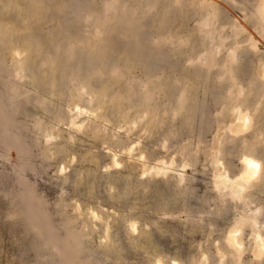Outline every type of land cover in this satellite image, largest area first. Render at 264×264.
Returning <instances> with one entry per match:
<instances>
[{"label":"rangeland","instance_id":"rangeland-1","mask_svg":"<svg viewBox=\"0 0 264 264\" xmlns=\"http://www.w3.org/2000/svg\"><path fill=\"white\" fill-rule=\"evenodd\" d=\"M257 242L264 0H0V264H264Z\"/></svg>","mask_w":264,"mask_h":264},{"label":"bare ground","instance_id":"bare-ground-1","mask_svg":"<svg viewBox=\"0 0 264 264\" xmlns=\"http://www.w3.org/2000/svg\"><path fill=\"white\" fill-rule=\"evenodd\" d=\"M249 123V117L247 114L240 116V118L233 123L234 127H235V131L237 130H244L247 127V124ZM240 132V131H239ZM249 162H254L255 164L260 166V162L252 157H248V156H244L241 159V163L245 166L244 170L239 174L238 178L235 180L238 182L239 186L241 187V182H249L253 177H255L257 175L258 169H253L250 167ZM239 187V189H241ZM241 191V190H240ZM239 228V225H238ZM232 229V228H231ZM241 229V228H240ZM241 232V231H240ZM237 233H239L237 230H231L228 233L227 236V241L228 243H231L232 245L234 244L235 246H240L241 247V242L238 241L237 239ZM259 238V237H258ZM260 240V239H259ZM262 240V239H261ZM260 240V241H261ZM263 241V240H262ZM230 244V245H231ZM257 244H259L260 247L264 248V243L262 242H257ZM263 244V245H262ZM231 245V246H232ZM233 245V246H234Z\"/></svg>","mask_w":264,"mask_h":264},{"label":"snow or ice","instance_id":"snow-or-ice-1","mask_svg":"<svg viewBox=\"0 0 264 264\" xmlns=\"http://www.w3.org/2000/svg\"><path fill=\"white\" fill-rule=\"evenodd\" d=\"M249 165H250V167L253 168V169H257V168H259V165L255 164L254 162H249ZM237 235H239V233H237Z\"/></svg>","mask_w":264,"mask_h":264}]
</instances>
